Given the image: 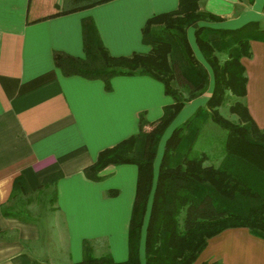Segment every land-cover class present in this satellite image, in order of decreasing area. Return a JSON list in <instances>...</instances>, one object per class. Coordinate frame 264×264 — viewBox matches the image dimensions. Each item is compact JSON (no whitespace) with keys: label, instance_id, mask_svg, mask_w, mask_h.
Wrapping results in <instances>:
<instances>
[{"label":"crops","instance_id":"0c3cea01","mask_svg":"<svg viewBox=\"0 0 264 264\" xmlns=\"http://www.w3.org/2000/svg\"><path fill=\"white\" fill-rule=\"evenodd\" d=\"M177 5L113 0L69 13L68 0H0V264H77L84 240L103 242L116 263L127 260L137 167L110 168L101 182L87 180L83 170L100 151L136 135L140 114L155 122L173 101L147 76L115 77L109 91L99 80L64 77L53 54L84 56L85 18L111 56L147 53L141 33L146 21ZM199 8L222 19L215 28L258 22L264 30V0H201ZM250 50L241 59L242 102L264 130V42L250 41ZM57 172L62 177L55 187L43 188ZM17 178L29 192L23 200L31 198L19 207L10 202ZM5 206L21 213L5 215ZM215 262L264 264V240L245 228L224 230L208 240L195 264Z\"/></svg>","mask_w":264,"mask_h":264},{"label":"trees","instance_id":"16d2710c","mask_svg":"<svg viewBox=\"0 0 264 264\" xmlns=\"http://www.w3.org/2000/svg\"><path fill=\"white\" fill-rule=\"evenodd\" d=\"M68 1L73 6L70 13L113 0ZM200 1L178 0L176 10L149 18L141 32L147 53L111 56L92 19L85 18L84 56L53 54L54 65L64 77L99 80L109 91L115 77L147 76L160 82L173 101L155 122H147L140 114L136 135L100 151L95 162L83 170L92 182L103 181L111 175L107 170L120 165H135L138 173L127 260L116 263L109 253L93 257L91 241L84 240L83 258L77 264H142V259L143 264H195L210 238L232 228H245L264 240V130L256 126L242 102L246 78L241 64L242 58L251 56L250 41L264 42V30L258 22L234 30L215 28L212 24L222 19L201 11ZM192 27L195 46L208 69L189 43L187 34ZM216 53L225 54V59L220 61ZM210 80L212 90L205 107L197 109L166 139L155 174L154 162L165 132L185 104L207 90ZM180 89L188 93L186 98ZM227 93L237 99L230 112L238 116V124L217 112ZM207 120L226 131L224 155L217 167L205 166L206 155L194 150L201 125ZM61 177L59 172L47 176L42 187L54 188ZM28 193L17 178L10 202L18 207L28 203L30 197L23 200ZM115 194L108 192L109 196ZM50 200H55V192ZM2 211L11 216L21 213L8 206Z\"/></svg>","mask_w":264,"mask_h":264},{"label":"rangeland","instance_id":"374dc122","mask_svg":"<svg viewBox=\"0 0 264 264\" xmlns=\"http://www.w3.org/2000/svg\"><path fill=\"white\" fill-rule=\"evenodd\" d=\"M194 27L190 28L188 30V40L189 43L193 49L195 57L208 69V67L205 65L200 53L198 52L195 43H194V37H193V31ZM216 56L219 58L220 61H223L226 57L225 54L222 53H216ZM172 87L174 89H178L175 82H172ZM212 90V80H210L209 86L207 90L200 95L199 97L187 102L184 106V108L181 110V112L178 114V116L175 118V120L171 123L167 131L165 132L162 141L160 143L157 157L154 162V172L157 173L158 165L161 159L163 145L166 139L171 135V133L178 128L181 124H183L186 120H188L194 112L199 108H204L206 105V102L208 98L211 95ZM183 96L186 98L188 96V93L184 90H181ZM235 98H233L230 93H227V96L225 97L224 104L220 106L217 109V112L222 116L225 120L233 123L238 124L240 123V120L237 115H234L230 112V106H232L235 102ZM200 133L197 138L194 150H196L198 153H204L206 155L207 160L205 161V166H214L217 167L220 164V161L224 155V141L226 138V131H224L222 128H220L218 125L213 123L211 120H207L204 124L201 125ZM109 169V168H108ZM108 171V170H107ZM109 177V176H108ZM107 177V178H108ZM105 178V179H107ZM104 179V180H105ZM45 195H40L39 198L43 200ZM51 198L50 196L48 197ZM39 199V201H40ZM37 200V199H36ZM34 200V201H36ZM51 202V200H50ZM91 250H92V256L93 257H103L105 256L108 251L103 244V242L93 243L91 242ZM143 258V256L141 255ZM83 258V254H82ZM143 264V259L141 260Z\"/></svg>","mask_w":264,"mask_h":264}]
</instances>
